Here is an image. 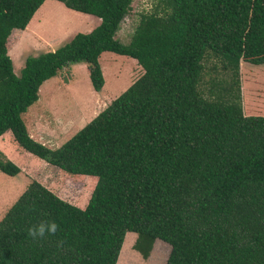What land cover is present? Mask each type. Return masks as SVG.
Instances as JSON below:
<instances>
[{"label": "trees", "instance_id": "1", "mask_svg": "<svg viewBox=\"0 0 264 264\" xmlns=\"http://www.w3.org/2000/svg\"><path fill=\"white\" fill-rule=\"evenodd\" d=\"M43 1L0 0V134L95 181L79 207L31 180L0 218V264H117L126 232L143 257L167 243L164 264H264V116L242 114L238 76L239 61L264 64V0H156L126 43L115 34L132 0H56L98 24L25 57L16 75L7 36ZM104 51L141 75L59 146L32 139L21 113L41 83L83 62L99 91ZM204 57L228 75L212 82L226 98L200 94ZM0 172L19 168L0 153ZM41 222L57 233L34 240L27 229Z\"/></svg>", "mask_w": 264, "mask_h": 264}, {"label": "rangeland", "instance_id": "2", "mask_svg": "<svg viewBox=\"0 0 264 264\" xmlns=\"http://www.w3.org/2000/svg\"><path fill=\"white\" fill-rule=\"evenodd\" d=\"M155 2L156 0H132L115 37L126 43L138 22L139 14L150 12ZM44 5L36 16L39 23L34 21V24H29L28 31L19 38H16L19 30L14 29L7 36L6 50L12 71L16 75L19 74L25 57L54 50L67 42L74 33L87 32L98 23L95 16L68 9L61 2L47 0ZM98 63L103 78L99 91L92 89L86 64L83 62L67 63L54 76L41 83L37 100L21 113L32 139L35 138V141L47 147L58 146L142 73L141 67L133 58L113 52H101ZM202 67L198 84L200 94L209 99L226 98L212 82L220 78L227 81L228 75L222 73L219 64L212 58L204 57ZM238 71L242 114L264 116V64L253 65L239 61ZM4 133V137L10 136L11 143L17 147L9 132ZM4 137L1 140L6 144ZM10 148L16 163L9 161L19 168V172L14 176L0 172V218L31 180L39 182L71 204L79 207L84 205L95 181L93 176L68 174L21 148ZM2 156L5 158L3 154ZM134 240L135 233L124 234L116 258L117 264L165 263L169 251L167 243L154 239L147 256L143 257L133 249Z\"/></svg>", "mask_w": 264, "mask_h": 264}, {"label": "crops", "instance_id": "3", "mask_svg": "<svg viewBox=\"0 0 264 264\" xmlns=\"http://www.w3.org/2000/svg\"><path fill=\"white\" fill-rule=\"evenodd\" d=\"M47 0H44L41 4H40V6L34 11V13L32 14V16L30 17V19H29V21L27 22V24L25 25V27L23 28V29H14V30H19V33H17L16 34V38H19L20 36H23L22 34H25L26 33V31H28V29H27V26L29 25V24H34V21L35 22H37V23H39V20H37L36 19V16H38V13H39V11L45 6L44 5V2H46ZM54 1H56V0H54ZM58 2V1H57ZM38 18V17H37ZM97 21H98V18H97ZM98 24V23H97ZM96 24V25H97ZM21 32V33H20ZM16 38H15V40H16ZM15 40H13V41H15ZM7 53H8V51H7ZM29 107V106H28ZM102 110V109H101ZM26 111V110H25ZM24 113V112H23ZM97 114V113H96ZM95 114V115H96ZM94 115V116H95ZM88 122V121H87ZM24 125H25V128H26V130H27V133L29 132L28 131V128H27V126H26V124L24 123ZM81 128V127H80ZM6 131H8L9 132V134L11 135V133H10V131L9 130H6ZM6 131H4V132H6ZM2 133V134H0V152L5 156V158L6 159H8V160H11L12 162H14V163H16V160H15V157H13L12 156V152H11V148L10 147H13V148H21L20 146H18L17 144H16V142L13 140V138H12V135H11V138H12V141L14 142V144L17 146V147H15L12 143H11V141H10V136H7L6 135V137H4V134L5 133ZM76 132V131H75ZM74 132V133H75ZM31 133H28V135L30 136V137H32V135H30ZM4 137V139H6L7 140V143L5 144V143H3L2 142V138ZM34 140H35V138H34ZM65 141V140H64ZM63 141V142H64ZM42 144V143H41ZM61 144V143H60ZM59 144V145H60ZM58 145V146H59ZM55 147H57V146H55ZM55 147H53V148H55ZM51 148V147H50ZM22 149V148H21ZM19 150V149H18ZM24 150V149H23ZM25 151V150H24ZM19 152H21V150H19ZM27 152V151H26ZM29 153V152H28ZM31 154V153H30ZM32 155V154H31ZM13 158H12V157ZM36 157V156H35ZM21 170V169H20ZM85 203V202H84ZM83 206V205H82Z\"/></svg>", "mask_w": 264, "mask_h": 264}, {"label": "clouds", "instance_id": "4", "mask_svg": "<svg viewBox=\"0 0 264 264\" xmlns=\"http://www.w3.org/2000/svg\"><path fill=\"white\" fill-rule=\"evenodd\" d=\"M59 226L55 222H41L27 229V233L34 240H42L45 236L55 235Z\"/></svg>", "mask_w": 264, "mask_h": 264}]
</instances>
